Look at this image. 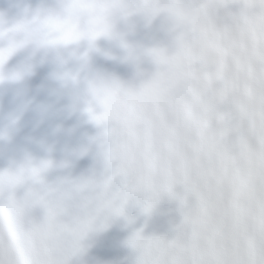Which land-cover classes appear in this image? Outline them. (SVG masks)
<instances>
[{
	"label": "clouds",
	"instance_id": "clouds-1",
	"mask_svg": "<svg viewBox=\"0 0 264 264\" xmlns=\"http://www.w3.org/2000/svg\"><path fill=\"white\" fill-rule=\"evenodd\" d=\"M0 264H264V0H0Z\"/></svg>",
	"mask_w": 264,
	"mask_h": 264
}]
</instances>
